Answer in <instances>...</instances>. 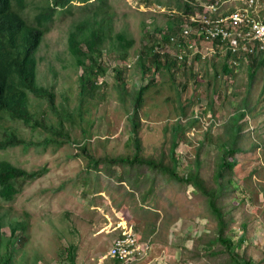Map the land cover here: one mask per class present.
Returning a JSON list of instances; mask_svg holds the SVG:
<instances>
[{
	"label": "rangeland",
	"instance_id": "374dc122",
	"mask_svg": "<svg viewBox=\"0 0 264 264\" xmlns=\"http://www.w3.org/2000/svg\"><path fill=\"white\" fill-rule=\"evenodd\" d=\"M27 1L23 14L30 23L36 24L35 16L46 10L47 2ZM158 1L163 7L157 8L156 12H147L136 8L132 4L134 0H107L110 10L116 14L113 18L114 30L108 32L105 49L100 57L101 67L106 70L97 81L99 86L94 91V98L86 101L80 94L79 78L83 70L76 67L75 59L70 54L68 36L84 20L82 12L87 6L75 1L69 9H57L54 13L38 51V75L40 85L55 93L58 113L52 111L47 98L31 93L34 124L39 123V126L28 125L7 116L0 119V139L16 131L26 141V145L0 151V162L9 161L29 172L47 169V174L39 180L20 182L23 189L13 200L7 201L0 197V220L5 237L10 234L11 223L26 221L30 225V241L26 245L17 243L14 246V263L12 261L10 264L69 262L67 255H60V250H69L79 233L67 208L72 207L71 211L75 214V208H83L88 210L85 215L89 219L102 221L100 215L104 213L101 209L96 207L92 210L86 206L115 205L118 208L116 203L121 198L137 235L141 239L154 240L149 264H213L208 256L192 257L191 252L180 247L183 244L192 250L199 243V236L217 229V222L201 214L205 201L199 192L193 187L184 191L174 181L156 177L152 171L144 168L151 178L146 191L153 190L152 195L145 199L127 183L119 184L116 181L114 173L116 171L117 175H121L122 169L116 166L112 172L105 164L106 159H98L99 156L133 154L136 150L130 143L131 120L120 89L125 87L130 92L133 84L141 88L143 82L148 83V80L142 81V73L138 70L141 63H136V58L142 50H148L147 44L152 45L155 34L171 18L165 13L178 12V0H141L148 5H160ZM181 1L186 3L185 0ZM261 7L264 8V0ZM119 33H125L129 40L135 42L128 51L127 60L133 63V67L124 71L122 79L115 70L119 60L125 56L118 43ZM247 64L238 68L235 77L221 74L218 83L207 86L206 82L197 89L199 92L194 94H199L200 104L189 108L190 116L194 114L200 118L194 121L192 119L196 118L189 120V116H183L177 110L175 98L178 90L172 86L171 78L174 70L157 73V84L146 94L145 107L141 111L140 136L144 147L142 155L160 157L163 149L170 151L173 147V137L177 134L174 124L178 120L185 137L176 149L180 163L178 172L185 174L196 170L195 157L202 146L203 166L200 172L207 180L216 174L219 165L217 160L225 152L220 144L227 143L230 146L233 140L238 142L243 152L235 154L237 166L233 186L237 193L233 199L236 204L243 199L246 202L234 210L236 222L232 230L236 240L240 233L242 235L241 228L247 235L246 242L238 250L248 247L254 259L261 260L264 257V70L258 74L253 86H249ZM148 65L153 68L151 59H148ZM201 66H194V69ZM176 75L182 78L183 70H178ZM178 80L181 82V79ZM192 92L188 89L183 97ZM213 97L216 101L215 110L207 107ZM64 109L78 114H73L74 122L67 118L61 119ZM242 112H246V116H241ZM79 115L86 117L84 122L78 120ZM60 120H64V132L60 131ZM239 128L240 139H237L233 136ZM253 171L258 172L251 176ZM152 182L155 183L154 189H151ZM153 225L157 226L156 231ZM22 235L23 231L20 230L17 236L20 238ZM79 236L81 239L83 234ZM114 238L113 235L98 241L90 254L88 250L82 249L84 245H81V239L77 244V251L81 249L82 253L78 264H110L113 261L110 250ZM200 247L203 248L201 243Z\"/></svg>",
	"mask_w": 264,
	"mask_h": 264
},
{
	"label": "trees",
	"instance_id": "16d2710c",
	"mask_svg": "<svg viewBox=\"0 0 264 264\" xmlns=\"http://www.w3.org/2000/svg\"><path fill=\"white\" fill-rule=\"evenodd\" d=\"M73 1L76 0H52V2L46 0V10L37 13L35 16L36 24H32L23 14V11L28 5L27 0H0V119H4V117L7 116L13 120H22L28 125L34 124L31 93H34L38 97L47 98L52 111L55 114L58 113L55 106V93L41 86L38 79V51L42 45L46 32L49 30L48 24L53 20L54 13L58 8L67 7V9H69ZM77 1L94 3L92 0ZM99 1L102 3L107 2V0ZM191 9L192 7L188 3L183 4L181 0H178L179 11H189ZM262 11L264 12V8ZM157 29L159 30L160 28ZM168 29L169 32H173L174 29L171 23ZM113 30L114 23L111 24V21L107 20L101 22L99 19V10L96 9L91 14H88L81 23H78L69 34L68 46L70 54L75 59L76 67L83 70V74L79 78L80 94L83 101L94 98V91L99 86L97 81L105 74L106 69L101 67L100 57L102 51L105 49L108 32L111 33ZM163 37L167 40L168 34H164ZM117 39L121 46L120 49L125 53V56L120 60V65L115 68L118 77L122 79L121 76L124 74V71L131 69L127 66L128 51L133 48L135 42L133 39L129 40L125 33H119ZM156 43H158V40L154 39L153 44ZM147 47V51L142 50L139 53V58L136 63H141V67L138 70L142 73V81L148 80V83L143 82L141 88H137V86L133 84V90L130 92H128L125 87H122L123 90L120 89L123 103H126L131 120L132 138H130V143L134 145L136 150L133 154L99 156L98 159H106L105 164L108 165V168H110L112 172H114V167L116 166L122 169L121 175H117L115 171L114 177L116 181L120 182L119 184L122 182L127 183L135 192L138 191L142 194L141 196H144L145 199L152 195L153 190L146 191L148 181L151 180V178L149 174L143 170L144 168L152 171L156 177L162 176L168 182L174 181L180 185L184 191H186V188L193 187L200 193V197L205 201L201 214L206 217V219L217 222V229L215 228L214 231L209 233H203L205 236H199L200 241L194 245L192 250L188 249L183 244L180 246L182 250L191 252L193 254L192 257L206 255L211 259L213 264H263L264 257L261 260H255L249 252L248 247L238 250V248H241L246 242L247 235L240 227L242 235L240 233L236 240V235L233 234L232 230V225L236 222L234 210L237 209L239 205H243L246 202V200L243 199L239 201V204H236V200L233 199L236 197L237 193L233 186L235 181V166H237L235 154L243 152L238 142L236 143V141L233 140V145L230 146L227 143L220 144L222 146L221 149L224 148L225 152L220 159L217 160L219 165L216 174L211 180L205 179L200 172L203 166L201 159L202 146H200L199 152H197L195 157L194 163L196 165V170L185 174L178 172L180 163L176 149L180 144L179 142L185 138L183 127L178 120L174 124V131H176L177 134L173 137V147L170 151L163 149V153L160 157H146L142 155L144 147L143 140L140 136L142 126L141 111L145 107L146 94L157 84V73H162L164 70L168 72L174 70L171 78L172 86L174 89L178 90L176 91L177 97L175 98L177 110L181 115L189 116V120L196 118L192 119L194 121L197 119L200 120V118L194 114L190 116L189 108L195 104H200L199 100H201V98L199 94H194L195 92H199L197 89L205 85L206 82L208 84L207 86L218 83L219 73L222 70L226 74L235 77V68L227 67L224 62L214 59L211 63L203 64L202 68L206 65L209 66V69L213 67L216 70V74L214 76L209 73L201 75L200 72L195 71L194 67H189L187 64L180 63L166 52H159L155 49V46L147 45ZM148 59H151L153 68L149 67ZM257 59L258 58H255V63L253 61L251 66L248 65L247 67L249 69V82L247 83L249 86H253L256 80ZM178 70H183L182 78L176 75ZM178 79H181V82ZM188 89L193 90V92L184 98L183 95ZM128 100L131 102L127 103ZM215 102L213 97L207 107L211 110H215ZM205 113H207V108ZM73 114L75 115L76 112L64 109V116L61 119L67 118L71 122H74L73 117L75 118V116ZM83 115H85V112ZM240 115L246 116V112H242ZM78 118L79 121L82 120L84 122L86 117L80 116ZM34 125L39 126V123ZM59 126L60 131L64 132V120L59 121ZM180 133H182V137H180ZM67 137L69 138L70 136ZM233 137L240 139V128L238 133ZM20 145H26V141L20 138L16 134V131H11L7 133L3 139H0V151H5ZM254 172L258 171H253L251 176ZM46 174V168L35 172H29L23 168L16 167L9 161H1L0 197L7 201L13 200L16 195L20 193V190L23 189L20 182L23 180L25 182H28V180H39ZM248 178L250 177H247V179ZM154 184L155 183L152 182L151 189H154ZM153 227L154 231H156L157 226L153 225ZM1 229L2 224L0 222V236ZM22 229L27 231L28 225L23 224ZM10 230V234L6 235V237L12 239L15 237L19 227L12 226ZM8 242L10 244V240ZM151 242L153 243L154 240H151ZM200 243L203 248L200 247ZM1 246L2 244L0 241V249ZM2 252L3 251L0 250V264H10V258L7 262H2ZM3 253L8 255L7 251ZM71 264H76L75 257H71Z\"/></svg>",
	"mask_w": 264,
	"mask_h": 264
},
{
	"label": "clouds",
	"instance_id": "9594fccd",
	"mask_svg": "<svg viewBox=\"0 0 264 264\" xmlns=\"http://www.w3.org/2000/svg\"><path fill=\"white\" fill-rule=\"evenodd\" d=\"M74 2L75 1H73L72 3L74 4ZM78 2H80V1H78ZM92 2H94V3L82 2V3H85V5L87 6V9L84 12H82V14L84 15V19L86 18V16L88 14H91L92 12H94L97 9V10H99V19L101 20V22H103V20H107V21H111V24H113V18H114V15L116 14V12H112L110 10L111 6L107 5V2L102 3L99 0H92ZM185 2L188 3L192 7V9L189 11H187V10L179 11L178 10V12L170 11L168 13H165V14H169L172 19L169 18L168 21L165 23V25L161 26V30L155 34V39L158 40V43H156V44L152 43V45H150V46H155V49L158 50L159 52L168 53L171 57L177 59L182 64H187L189 67L190 66L199 67L201 64L203 66V64L207 63L209 60L213 61L214 59H216L218 61L224 62L227 65V67H230V68L234 67L235 71L239 72L238 68L242 64L248 63L247 66L251 65L252 59L258 58L260 60L257 59L256 64L258 67H260L264 70V51H262L258 55H254V56L250 55L248 61L242 60L239 62V59H240L239 53L236 54V53L232 52L233 46H232L231 42H232L233 36L225 38L222 34H219L216 36L211 35L209 38H207V35L203 32L202 27L196 28L195 23H193L194 28H192L188 25V23H190L191 16L193 17L196 14L205 12V10H206L205 5H207V6L208 5H214V6L218 7L219 11L215 15V17L218 18V17H223V16H229L232 13H234V10L237 7H240L244 4L243 0H208V1H206V0H185ZM158 3L160 5L152 4V3H150L148 5L146 3L141 2V0H134V2L132 4H135V7L138 9H142V10L147 11V12H156L157 8L163 7V6H161L162 5L161 2L158 1ZM261 4H262V0H260V10H261L260 14L262 12V14L260 15V18L264 21V12L262 11L263 8L261 7ZM58 9H67V7L66 8H58ZM170 23L173 25V29H174L173 32H169L168 27H169ZM187 27H189L192 31L189 35L184 36V29ZM195 30H199V34H195L194 33ZM164 34H168L167 40L164 39V37H163ZM147 45H149V44H147ZM138 58H139V56L136 58V61L138 60ZM254 63H255V60H254ZM119 65H120V60H119ZM127 66L129 68H132L133 63L128 62ZM202 66L195 71L201 73ZM38 69H39V66H38ZM257 76H258V74H257ZM257 76H256V78H257ZM230 77H232V76L230 75ZM38 79H39V75H38ZM100 83H102V81H100ZM71 209H72V207L67 208V210H70L69 215L71 216V219L73 221H75V223L77 225L78 233L79 234L87 233V231L90 227V224L87 222L88 216H86L85 213H88V210L77 207V208H75V212H77V214H75L74 212L71 211ZM0 222L2 224V229H3V223L1 220H0ZM23 224L28 225L27 231H24L22 229ZM12 226L19 227V230L17 231L15 237L12 239H7L3 235L2 229H1L0 241H1L2 246H1L0 250L3 252L7 251V253H8V255H5L2 252V262H7L8 259L10 258L11 262L13 261V263H14L13 255H14V252H16V249L14 248V246L17 243H22L23 245H26L31 239V235L28 234V231L30 230V225L26 221L19 222V224L11 223L9 228H11ZM130 226H132V228L134 229V226L131 225L128 221V223L124 222L120 226H117L114 229L112 228V230L120 229V233L117 236H115L114 240L112 241L113 244H112L111 250H112L113 246L115 245V241L117 239L123 237L124 233L127 231V229ZM20 230L23 231V235L20 236V238H18L17 234ZM134 231H135V229H134ZM10 232H11V230H10ZM79 234L76 235L74 241L70 244L69 250L66 248L60 250L61 256L67 255L66 253H68L67 257H68L69 262H64L63 264H71V254H73V253H75V251H77V244L81 240ZM137 237L141 241H149L150 242L151 251H150L149 257L148 258L146 257L141 262V264H149V262L151 261L150 259H151V255H152V248H153V245H155V243L151 242V240L153 238L141 239L140 238L141 236H139V235H137ZM9 240H10V244L8 242ZM111 250H110V255L112 256ZM112 257H113V261L110 264H119L120 263L119 259H117L114 256H112ZM75 261H76V259H75Z\"/></svg>",
	"mask_w": 264,
	"mask_h": 264
},
{
	"label": "built area",
	"instance_id": "2783aa9c",
	"mask_svg": "<svg viewBox=\"0 0 264 264\" xmlns=\"http://www.w3.org/2000/svg\"><path fill=\"white\" fill-rule=\"evenodd\" d=\"M243 3L231 15L218 18L215 15L219 8L205 5V12L191 16L188 25L194 28L195 23L196 28L202 27L207 38L219 34L225 38L233 36L232 52L239 53V62L248 61L250 55H258L264 51V21L260 18V0H243ZM191 31L189 27L185 28L184 36L189 35ZM194 33L199 34V30ZM150 251V242L139 240L130 226L124 236L115 241L111 254L120 260L119 264H141L149 257Z\"/></svg>",
	"mask_w": 264,
	"mask_h": 264
},
{
	"label": "crops",
	"instance_id": "0c3cea01",
	"mask_svg": "<svg viewBox=\"0 0 264 264\" xmlns=\"http://www.w3.org/2000/svg\"><path fill=\"white\" fill-rule=\"evenodd\" d=\"M212 60H209L207 63H211ZM251 66V65H250ZM256 69H257V74H259L263 69L258 67L256 64ZM248 71V75H249V69L247 68ZM201 75L203 74H207L209 73L210 75H215L216 74V70L212 67L209 69V66L206 65L205 67H203L201 69ZM221 74H226L223 70L219 73V75ZM225 76H230L229 74H226ZM236 105L238 106V103H236ZM123 198L120 199V201L118 203H116L118 205V208L115 207V205H110L108 207H106L105 205L103 207H101L100 205H89L86 206L87 209H95L96 207L101 209V211H103V215H100L102 221H98V220H94L92 221L91 219H89L88 217V223L90 224V227L87 231V233H84L82 236V241L80 242L81 245L83 246V250L86 249L88 250L89 254L91 251L95 250L96 248V243L98 241H102L104 238H110L114 235L117 236L120 233V229L118 230H112V228H116L117 226H120L121 224H123L124 222L129 221V217L125 212L126 206L123 204L122 201ZM120 219H122L120 221ZM130 223V221H129ZM140 236V235H139ZM113 244V243H112ZM76 253L71 254V257H75L76 259V264L78 263V261L81 258V249L78 251H75ZM68 256V253H66ZM82 264H87L82 263Z\"/></svg>",
	"mask_w": 264,
	"mask_h": 264
}]
</instances>
